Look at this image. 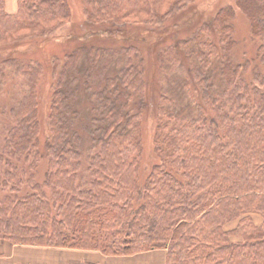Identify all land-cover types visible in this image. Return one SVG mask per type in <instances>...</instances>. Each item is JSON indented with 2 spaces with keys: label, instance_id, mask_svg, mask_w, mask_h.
<instances>
[{
  "label": "trees",
  "instance_id": "trees-1",
  "mask_svg": "<svg viewBox=\"0 0 264 264\" xmlns=\"http://www.w3.org/2000/svg\"><path fill=\"white\" fill-rule=\"evenodd\" d=\"M16 2L17 12L10 14L6 0H0L4 76L5 67L17 64L15 58L26 56L30 48H16L19 41L52 38L71 22L68 0ZM186 2L87 0L84 22L90 27L84 33L95 57L87 60L86 68H81L82 47L69 49L63 60L48 57L42 65L44 75L47 70L52 76L47 116L42 121L37 104L23 110L22 103L16 109L17 120L27 127L20 124L22 135L18 129L10 132L0 149V166L6 170L0 179V240L105 256L165 249L167 264H264V221L256 225L253 218L258 214L264 219V73L256 74L250 85L239 81L243 66L226 57L219 71L223 83L210 93L206 86L199 93L188 90L183 117L166 113L167 103L162 104L163 121L182 124L170 130L165 123L158 127V162L143 177L140 120L145 112L135 102H146L127 83L129 76L139 73L112 45L90 43L94 37L106 39L105 44L111 38L117 41L118 33L111 30L119 26L145 25L159 36L166 34L172 27L168 19ZM228 18L227 10L221 9L207 26H217L223 43L232 39ZM99 57V62H106L104 68ZM26 62L27 69H22L28 73L17 74L28 77L32 96L35 83L30 76L40 65ZM98 66L101 69L93 71ZM185 89L184 84L180 91ZM180 105L174 103L173 111ZM39 121L49 128L43 137ZM86 151L88 187L79 183ZM21 159L30 161V175L23 172L25 182L13 164ZM43 161L40 181L36 165ZM26 184L30 188L20 195ZM232 223L234 227H227Z\"/></svg>",
  "mask_w": 264,
  "mask_h": 264
},
{
  "label": "rangeland",
  "instance_id": "rangeland-1",
  "mask_svg": "<svg viewBox=\"0 0 264 264\" xmlns=\"http://www.w3.org/2000/svg\"><path fill=\"white\" fill-rule=\"evenodd\" d=\"M177 12L168 19L170 31L166 34L157 35L151 27L145 25L139 26H119L120 29H112L111 32L118 33L113 41L111 38L106 44V39L102 41L98 37L91 39L90 43L94 46L104 44L112 45L116 49V53L126 56V60H130L134 66L135 73L129 76L127 83L136 90V94L144 97L143 102H135L141 105V142L142 151L140 155V172L143 177L153 165L158 162L155 153L154 141L158 127L162 128L163 123L168 124L167 130L182 123L177 121H163L162 104H166V113L176 112L178 117H183L186 111V105L189 97L185 94L191 89L201 92L204 87H210V92L216 90L219 84L223 83L220 70L225 68L226 57L234 65L243 66L240 71L239 81H244L249 85L252 84L254 76L264 73V0H186ZM87 0H68L71 10V22L68 26L60 29L58 34L46 40L27 39L19 41L16 48L22 50L30 47L26 51V56L16 57L19 62L15 65L5 67L6 76L0 73V149H4L7 139L15 129L17 133L22 135L23 129L19 130L20 124L25 125L24 120L18 121V107L23 103V110L37 104V117L43 118L47 116L48 105L51 99H48V93L51 86L52 76L50 73L44 75L43 64L53 58L63 60L65 52L73 47H82L85 50L84 61L81 68H86L93 60L95 52L92 50L88 39H85V29H89L90 25L86 22L84 8ZM6 11L10 14L17 12L16 0H6ZM226 9L228 12V20L232 27L231 43L222 42L220 32L216 27L207 26L211 24V20L221 11ZM213 17V18H212ZM107 29V27L102 26ZM96 29L104 30V29ZM169 35V36H168ZM71 36H73L71 38ZM124 37L126 39H124ZM76 39V40H75ZM125 40V41H124ZM36 42L33 45L30 43ZM76 42V43H75ZM117 43V44H116ZM5 50V49H4ZM9 51V48L8 50ZM6 53V52H5ZM3 53V54H5ZM0 53V55H3ZM131 57V58H129ZM32 59V60H30ZM100 57L97 59L98 63ZM31 62L33 67L38 62L39 68L35 67V72L30 77L34 81V94L28 93L29 82L17 74L19 70L22 74L28 73L23 70L27 69V62ZM125 61V59H124ZM87 64V65H86ZM19 65V66H18ZM246 66H248L246 68ZM43 68V71H42ZM101 69L98 66L93 69ZM77 76V75H75ZM85 77H81L84 80ZM69 81V80H68ZM103 83V81H102ZM186 89L180 91L183 85ZM179 101H175V100ZM174 103L182 105L172 109ZM145 105V107H142ZM66 117V111L64 113ZM27 127V126H26ZM46 122L39 121L38 132L43 137L48 132ZM23 140V139H21ZM99 150V149H98ZM94 151L95 153L98 151ZM88 152H83V167L79 175V183L88 187L91 181V172L88 171L90 162L88 161ZM30 161L21 159L13 162L15 168L20 171V178L23 182L30 175ZM37 180H43V173L46 168L45 161L36 165ZM24 169V171L21 170ZM5 167L0 166V179H3ZM26 177L24 176V174ZM141 184L143 182H140ZM30 187L26 184L22 186L20 195H24ZM256 215V214H255ZM255 217V221L258 220ZM233 226V225H230ZM7 244L13 245L9 241L2 240ZM2 246H0L1 248ZM5 249V248H4ZM115 258H130V256H112L110 260H106L103 255H98L96 251H83L78 249L52 248V247H36V246H17L15 251L4 250L0 254V264H14L15 262H28L31 264L51 263V264H81L87 261L106 263H123ZM121 260V259H120Z\"/></svg>",
  "mask_w": 264,
  "mask_h": 264
},
{
  "label": "crops",
  "instance_id": "crops-1",
  "mask_svg": "<svg viewBox=\"0 0 264 264\" xmlns=\"http://www.w3.org/2000/svg\"><path fill=\"white\" fill-rule=\"evenodd\" d=\"M256 216L259 217L258 220L255 222L256 225H261L264 221L263 217L258 215V214H256V215L254 214L253 215L254 221H255ZM230 225H233V226H230ZM234 225L235 224L232 223V224H229L227 227L232 228V227H234ZM0 241H2V240H0ZM0 246H2L0 248V254H2V252L4 250H6V251L13 250V252H14L16 247L17 246L19 247V245H14V244L10 245V244H7L5 242H0ZM98 255H103V254L98 252ZM166 255H167V250H165V249L151 250V251H147V252H143V253H139V254L130 256V258H125V259L124 258H119V259L115 258L119 261H122L123 263H113V264H167ZM103 256L106 257V260H110L112 257V256H105V255H103ZM116 257H119V256H116ZM106 260L102 261V264H107ZM89 262H92V261H89ZM16 263L17 262H15L14 264H16ZM26 263H28V262H26ZM80 263L83 264L82 262H80ZM41 264H51V263H41ZM63 264H69V263H63ZM108 264H112V263H108Z\"/></svg>",
  "mask_w": 264,
  "mask_h": 264
}]
</instances>
